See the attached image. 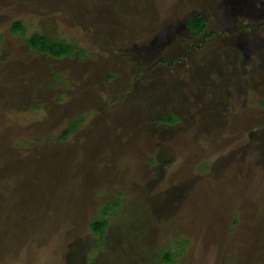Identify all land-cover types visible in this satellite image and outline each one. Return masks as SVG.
I'll return each instance as SVG.
<instances>
[{"label":"rangeland","instance_id":"1","mask_svg":"<svg viewBox=\"0 0 264 264\" xmlns=\"http://www.w3.org/2000/svg\"><path fill=\"white\" fill-rule=\"evenodd\" d=\"M263 100L264 0H0V264H264Z\"/></svg>","mask_w":264,"mask_h":264},{"label":"trees","instance_id":"2","mask_svg":"<svg viewBox=\"0 0 264 264\" xmlns=\"http://www.w3.org/2000/svg\"><path fill=\"white\" fill-rule=\"evenodd\" d=\"M186 24L189 29V33L192 36L201 35L203 38H205V36L209 35L204 31L206 28V21L201 15L190 16ZM10 32L15 36L23 38L25 44L31 48V51H36L55 59L73 57L74 55L79 56L85 53V49L72 40L67 41L64 38H53L38 32L25 37L26 28L21 20H15L12 22L10 26ZM261 106L264 108V100L261 102ZM79 119L80 118H75L71 120L68 125L63 128L60 134V139H64L71 131L78 127ZM162 121L175 122L177 121V117H175L173 114L166 115ZM112 205H116L115 202L110 203L109 206L107 205V208H111ZM107 211L108 210L105 209V215ZM106 224L107 218H96L90 223V227L93 233L101 234ZM160 257H162L165 262H168L171 260L172 253L169 251L162 252L160 253Z\"/></svg>","mask_w":264,"mask_h":264},{"label":"flooded vegetation","instance_id":"3","mask_svg":"<svg viewBox=\"0 0 264 264\" xmlns=\"http://www.w3.org/2000/svg\"><path fill=\"white\" fill-rule=\"evenodd\" d=\"M41 54H42V53H41ZM66 58H68V57H66ZM51 59H53V60H60V59H55V58H52V57H51ZM167 123H168V122H167Z\"/></svg>","mask_w":264,"mask_h":264}]
</instances>
